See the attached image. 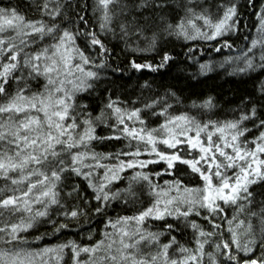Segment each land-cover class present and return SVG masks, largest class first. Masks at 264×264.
Listing matches in <instances>:
<instances>
[{
	"label": "snow or ice",
	"instance_id": "1",
	"mask_svg": "<svg viewBox=\"0 0 264 264\" xmlns=\"http://www.w3.org/2000/svg\"><path fill=\"white\" fill-rule=\"evenodd\" d=\"M250 3L255 6V0ZM34 7L35 19L18 6H0V264H65V250L72 264H241V253L255 255L258 248L260 256L242 264H264V199L257 200L253 191L264 187V131L248 139L252 129L246 126L264 129V80L259 95L246 102L250 107L226 121L173 114L169 99L179 102V97L172 91L136 107L139 99H114L105 86L108 71L122 76L126 70L112 66V50L102 36L122 39L131 54H159L165 35L184 41L223 39L214 49L219 53L233 48L224 37L240 30L238 4L183 0L179 15L168 0H96L99 33L86 15H69L71 0H39ZM256 15V35L238 56L224 60L235 65L233 74L264 71V4ZM174 59L169 52L156 64L132 58L127 71L155 73ZM212 70V61L199 64L202 75ZM143 87L150 85L145 81ZM86 97L100 101L98 114ZM192 107L211 110L214 104L209 97ZM146 115L163 121L150 127ZM101 126L110 134L98 135ZM113 140H126L128 150L96 151L94 145ZM160 163L163 171H145ZM181 166L201 183L189 186L177 177ZM128 170V186L113 191ZM164 175L176 178L154 182ZM138 184L147 185L151 203L132 215L107 217L95 243L68 240L30 247L28 237L45 225L57 233L69 229L54 216L79 222L93 201L96 215H106L113 201L134 204ZM156 222L161 226L154 231ZM188 228L192 246L177 238Z\"/></svg>",
	"mask_w": 264,
	"mask_h": 264
},
{
	"label": "trees",
	"instance_id": "2",
	"mask_svg": "<svg viewBox=\"0 0 264 264\" xmlns=\"http://www.w3.org/2000/svg\"><path fill=\"white\" fill-rule=\"evenodd\" d=\"M73 11L69 15L75 18L76 14L86 15L89 24L93 29L99 33V25L97 23V17L99 12H94L96 0H71ZM183 0H168V3L172 6L171 10H175L179 15H183L182 9L179 7ZM223 0H207L208 6L214 3H220ZM238 4L240 13V30L238 32L229 33L224 37L229 43L233 45L232 49L223 48L221 52H216L214 49L220 47L224 40L217 41H184L178 40L175 37H169L165 35L159 41L160 53H136L131 54L126 48L122 39L114 38L110 34L102 36L105 43L112 50L110 56V62L113 67L119 66L125 69L124 75L112 76L111 71H108L106 75L110 78L105 82V86L112 92L113 98L119 97L125 101H136L139 99L141 102L137 103L136 107H142V103L149 102L151 99L157 96H163L166 92L172 91L179 97V102L174 99H169V103L173 104L171 110L173 114H179L180 112H190L196 115L200 119H212L219 121L234 120L237 119L242 110L250 107L246 102L249 99H255L258 95L259 82L264 80V71L257 70L256 72H249L247 74H233L234 64L224 63L227 56H238V49H244L248 45L250 39L256 35L257 13L260 6L264 4V0H255V6H252L250 0H234ZM39 3V0H0V6H18L19 10L28 15L29 18H38L34 4ZM87 5L86 10L84 6ZM211 11L215 12L214 7ZM83 28V26H81ZM249 40L246 41L245 37ZM81 46H84L83 39L80 41ZM143 46V45H142ZM189 49H192L189 52ZM164 52H169L175 59L169 63L165 68L160 69L158 72H151L144 70L143 72H129L127 71L128 60L136 58L138 62L159 63L161 56ZM95 55V53H91ZM212 61L213 70L206 74L199 73V64ZM223 63V67L221 64ZM242 66V65H241ZM114 81V83H112ZM147 81L150 88H144L143 85ZM101 98H105L107 93H101ZM209 97L212 98L214 107L211 110L193 108L192 104L195 102L200 105L203 101ZM91 105L90 110L98 114L99 108L102 106L100 101L93 98H85ZM159 111V109H156ZM149 119V126L156 127L159 123H162L163 117L157 119L154 116H147ZM258 123V121H257ZM246 126L252 129L251 133L247 134L248 139L259 135V131L253 127L251 123H247ZM98 135H109V131L103 126L98 127ZM127 141H107L102 144L94 145L98 152H116L118 150H128L126 148ZM163 150V149H162ZM142 159L149 157L143 156ZM107 163H115V161H106ZM165 165L160 163L159 165H149L145 171L157 172L163 171ZM101 176L103 170H100ZM131 170L122 174L124 179L116 181L112 190L117 188L123 189L128 186L127 176H130ZM177 177H182L186 184L189 186L200 184V180L194 176L187 175V169L180 167V170L176 173ZM176 177L171 175H164L159 178L154 177V182H158L163 185L164 180H171ZM79 183V181H74ZM84 192L91 197V190L87 189L86 185H82ZM135 191L137 193L135 203L131 201L128 205H124L122 201H113L106 210V215H96L93 209L96 204L93 203L88 208V216L81 217L79 222L66 221L62 217H53L60 223L67 222L70 224L69 229L62 230L57 233L51 224L45 225L39 228V231H34L31 236L28 237L30 241V247L33 249H43L44 247L54 246L59 243H64L68 240H76L81 244L95 243L96 240L101 238V233L104 230V224L107 217L115 218L118 215H132L138 208L148 206L152 197L150 196L148 187L146 184L135 185ZM253 191L257 194L256 199H264V187L254 186ZM83 194V193H82ZM71 204L80 203L79 201H71ZM229 216L232 211L229 209ZM198 223H201L205 228H208V224L199 217H193ZM171 222V221H170ZM219 222V221H218ZM151 223V222H150ZM161 225L156 222L152 230H157ZM226 227V226H225ZM46 233V235H44ZM93 234V239L88 240V235ZM37 235H44V239L35 240ZM192 230L190 228L185 229L183 234H177V238L181 243H186L192 246ZM225 239H228L227 233ZM212 251V249H208ZM261 254V249H257L255 255L245 256L240 254L241 264L246 258H256ZM54 259V257H53ZM65 264H72L71 254L68 250H65L64 256Z\"/></svg>",
	"mask_w": 264,
	"mask_h": 264
}]
</instances>
